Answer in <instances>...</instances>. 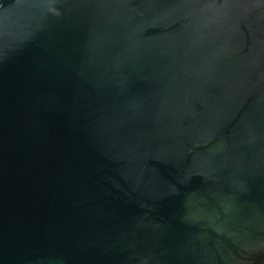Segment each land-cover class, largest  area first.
<instances>
[{"label": "water", "instance_id": "water-1", "mask_svg": "<svg viewBox=\"0 0 264 264\" xmlns=\"http://www.w3.org/2000/svg\"><path fill=\"white\" fill-rule=\"evenodd\" d=\"M0 264H264V0H0Z\"/></svg>", "mask_w": 264, "mask_h": 264}]
</instances>
